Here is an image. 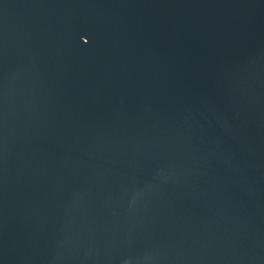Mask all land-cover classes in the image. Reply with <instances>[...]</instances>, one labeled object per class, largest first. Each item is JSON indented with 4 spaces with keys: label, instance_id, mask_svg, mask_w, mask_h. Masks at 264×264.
<instances>
[{
    "label": "water",
    "instance_id": "obj_1",
    "mask_svg": "<svg viewBox=\"0 0 264 264\" xmlns=\"http://www.w3.org/2000/svg\"><path fill=\"white\" fill-rule=\"evenodd\" d=\"M0 264H264V0H0Z\"/></svg>",
    "mask_w": 264,
    "mask_h": 264
}]
</instances>
